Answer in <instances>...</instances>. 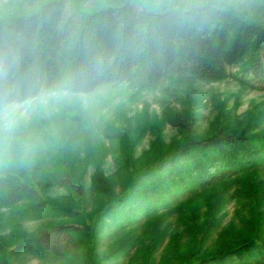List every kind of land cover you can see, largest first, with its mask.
Wrapping results in <instances>:
<instances>
[{"label": "trees", "instance_id": "16d2710c", "mask_svg": "<svg viewBox=\"0 0 264 264\" xmlns=\"http://www.w3.org/2000/svg\"><path fill=\"white\" fill-rule=\"evenodd\" d=\"M250 2L264 0H246L243 6L233 0H30L27 7L0 11V110L42 93L87 95L115 85L153 90L168 82L175 90L230 79L264 93V12L253 15L246 7ZM166 115L181 142L169 147L157 139L139 167L121 159L118 195L93 178V190L106 198L93 215L86 210L83 180L63 151L53 156L54 173L37 179L14 161L11 143L0 145L5 168L0 169V208L19 220L48 222L23 241L7 245L0 239V258L23 253L40 260L74 258L88 244L81 255L94 262L100 227L110 223L124 232L139 219L145 220L143 240L150 254L165 218L176 214L177 224L185 226L186 203L204 200L199 203L206 206L204 219L184 233L192 243L177 264H264V225L259 224L264 213L257 212L264 193L255 179L264 171V133L200 134L191 127L197 121L193 112ZM144 130L140 127L138 135ZM126 145L125 140L123 150ZM234 182L239 210L254 212V221L245 223L243 234L225 237L205 252L215 214ZM59 189L71 205L47 196ZM199 207L188 209L186 219L193 221Z\"/></svg>", "mask_w": 264, "mask_h": 264}, {"label": "rangeland", "instance_id": "374dc122", "mask_svg": "<svg viewBox=\"0 0 264 264\" xmlns=\"http://www.w3.org/2000/svg\"><path fill=\"white\" fill-rule=\"evenodd\" d=\"M29 1L0 0V11L27 7ZM245 2L233 0V3L242 6ZM246 7L253 15L264 12L262 2H250ZM171 87L168 82H163L153 90L115 85L102 87L87 95L42 93L32 100L0 110V145L11 143L15 149L14 161L24 170L34 173L37 179L54 173L53 156L56 153L61 156L59 153L63 151L67 165L83 180L86 210L93 215L106 203L105 196L93 190V178H100L107 191L118 195L120 190L116 185L121 174V159L137 163L139 167L143 156L147 155L157 139L169 147L181 142L180 132L166 120L169 111L193 112L197 121L191 127L200 134L216 129L264 133V93L248 90L230 79L216 83L195 82L190 87L175 90ZM13 109L24 115L9 128L6 118ZM140 127L145 129L141 136L138 135ZM51 139H54L53 144L39 145ZM125 140L129 146L126 145L123 150ZM66 141H71V144L66 146ZM255 179L264 193V171ZM238 190L239 184L234 182L225 193V201L215 214L216 222L207 235L203 251H212L225 237L229 239L243 234L245 223L254 221V212L239 210L241 200L235 199ZM47 196L59 204L71 205L70 196L62 189L51 190ZM203 201L190 200L186 203V217L188 209L200 207L199 215L193 221L186 217L185 221L181 220L185 226L177 224L176 214L165 218L160 227L163 233L161 240L150 254H146L149 247L143 240L145 220L139 219L124 232L110 223L100 227L95 233L97 245L91 252L94 262L84 257L85 254L81 255L83 249L88 250V244H85L78 251L80 256L74 258L51 256L40 260L33 254L23 253L14 258H0V264H177V256L186 252L192 243V239L185 237L184 233L204 219L206 206L199 205ZM259 211L264 213V200L259 205ZM47 224L44 221L19 220L14 213L0 208V239L7 245L15 240L27 239ZM259 224L264 225V220ZM261 229L264 230V226ZM122 243L126 244L123 250L120 248Z\"/></svg>", "mask_w": 264, "mask_h": 264}, {"label": "clouds", "instance_id": "9594fccd", "mask_svg": "<svg viewBox=\"0 0 264 264\" xmlns=\"http://www.w3.org/2000/svg\"><path fill=\"white\" fill-rule=\"evenodd\" d=\"M24 115V113H18L15 109L10 110L7 114V127H13L18 120Z\"/></svg>", "mask_w": 264, "mask_h": 264}]
</instances>
